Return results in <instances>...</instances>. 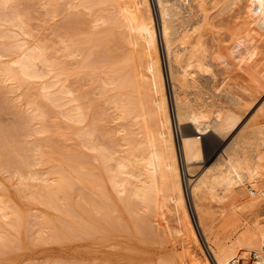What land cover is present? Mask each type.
<instances>
[{"label": "bare ground", "instance_id": "6f19581e", "mask_svg": "<svg viewBox=\"0 0 264 264\" xmlns=\"http://www.w3.org/2000/svg\"><path fill=\"white\" fill-rule=\"evenodd\" d=\"M240 1L242 0H155L161 41L152 0H48L46 2L54 14L67 13L66 18H63L64 27L62 26L66 32L58 36L59 42H57L61 56L56 57L57 61L51 62L46 48L39 45L33 47L27 41L18 40L12 47L9 46L18 55L8 60L5 68L0 71V77L4 81L24 84L33 80H45L52 73H58L54 77V87L58 88L57 91L53 94L49 90L51 86L45 83L42 89L43 95L56 109L59 108V113L66 105L71 106L69 110L67 108V111L65 109L63 113L61 112L68 122L75 126L86 124L85 127L77 130L75 135L80 138L79 141L82 139L83 142L80 144H83L82 147L88 154L80 152L86 157L72 154L71 157L76 158L70 159L74 160V165L64 163L67 168L54 166L53 170L57 167L58 169L54 171L51 169L52 172L45 173H38L32 169L33 166L37 167L43 163V156H38L33 162L34 165L29 160L19 163L23 169L20 168L15 173L21 182L36 181L44 184L43 190L37 194L28 191L31 196L29 199L41 203L40 205L44 204L70 219L65 221L58 218L60 227L53 221H47V218H43L44 220L41 218L43 221L39 224L40 232H36L39 236L42 235L44 238L43 235H47L55 241L69 239L71 236L90 238V235L101 225L100 221L107 224L103 230L109 234L133 233L134 229L130 224L132 221L135 233L153 235L154 224L160 225L158 228L164 227L161 217L169 213L168 204L171 202L181 216L182 231L178 243L183 252L177 251L165 257L147 258L142 264H214L202 247L191 219L185 179L180 166L179 152L181 150L186 173L191 177V179L187 177V188H189L197 225L215 264H242L241 257L247 258L249 254L254 257L253 264H264V223L261 217L256 216L257 212L264 207V102H261L245 121V116L250 114L264 95V65L259 68L256 63L257 70L251 69V72L245 73L247 76H241V79L245 77V81L239 84L237 93L232 94L229 101L221 98L222 96L213 85L216 83L214 75L211 76L214 80L213 82L211 80L213 86L206 82L208 78L204 76L208 70H205L207 64L205 54L208 51L204 47L207 44H202L204 41L201 32L210 20L209 6L221 4L219 10L229 12ZM13 2L15 0H0V8L7 9ZM45 9L50 11L49 8ZM3 24L19 27L24 35H29L24 29L25 22L20 15L13 18L0 15V27ZM196 33L200 34L203 42L196 39L198 35L195 38ZM2 34L4 33H1L0 37L9 36ZM17 37L18 35H15L14 39ZM10 38L13 37L7 39ZM193 38L199 42L194 44ZM111 43H115L114 45L118 47L115 51L120 52L121 49L127 48L128 53L124 55L122 54L124 51L120 53L113 51L110 55ZM160 43L163 45L166 61L175 124L178 128L183 125H187L186 128H188L180 135L179 145L174 131L172 110L168 105L166 94L168 86L162 53L159 50ZM6 49L7 51L2 50L4 53L0 52V59L9 56L7 53L10 54L11 50H8V47ZM118 54L122 55L117 57ZM111 59L116 60L114 67L110 66L113 69L108 67ZM69 63L71 66H78L75 74L79 76L81 70H86L88 74L100 71L98 74L100 87L95 86L93 88L95 91L92 92L98 91V88L101 89L102 93L99 90L97 97H105L110 92L115 93L109 98L106 97L107 100L106 98L101 100H105L106 105L108 103L111 106L107 111H105L106 107V109L101 107L106 114L100 111L97 104V112V108L94 109L95 112L92 111L95 117L92 119L93 116H91L92 120L88 122L90 116L88 107L92 105L85 104L84 100L87 99L82 100L81 94H77V87L80 89V86L74 85L75 88L70 86L75 83L74 80L71 79L73 82L70 83L64 80V77L68 75L66 68L70 65ZM69 78L68 76L66 80ZM66 83L69 85L67 86ZM205 89H208L209 97H206L207 95L204 97ZM90 92L91 90L86 95L93 99L90 101H95L96 93H92L94 97L93 95L91 97ZM190 95L201 96L204 100L199 98L201 103L197 99H190ZM66 99L68 101H65ZM102 103L101 105L104 106ZM110 109L113 110L117 119L130 120L135 130L128 132L126 127L128 129L129 126L125 125L126 122L125 124L119 122L121 126L117 125L121 128L117 129L118 126L115 129L123 135L118 136V139L113 138L114 133L107 132L106 127L100 125L105 123L109 114L112 118L114 117ZM41 113L46 116L45 112ZM211 132H214L219 139L231 136L233 139L225 150L218 154L215 163L213 162V165L194 180L192 177L194 178V174L201 167L200 164L204 162L203 138ZM244 184L252 188L255 196L248 205L243 207V210L246 209L247 212L252 213V221L248 222V226L246 224L245 231L234 241L230 240L228 244L217 243L215 231L208 224V218L212 222L223 218L226 214L224 210L226 205L223 208V204L233 199L237 189ZM81 187L88 189L85 190L88 197L85 192L84 194L82 192L86 198L83 199L80 195L82 202L79 203L77 200L78 203H74L72 192L75 189L79 193L83 190ZM109 188L112 189L113 194ZM76 191H74L75 194H77ZM208 200L212 206L222 205L223 209L219 217H215L206 205ZM12 207L8 206L4 200L1 201L0 219L9 224L11 232L20 234L24 220ZM7 230L0 225V252L17 245L18 237H12L11 232ZM172 234L164 233L162 236L174 238ZM151 237L155 239L158 236ZM152 240L150 238V242ZM241 252H244V255H241ZM124 260L123 264H128L126 259Z\"/></svg>", "mask_w": 264, "mask_h": 264}, {"label": "rangeland", "instance_id": "374dc122", "mask_svg": "<svg viewBox=\"0 0 264 264\" xmlns=\"http://www.w3.org/2000/svg\"><path fill=\"white\" fill-rule=\"evenodd\" d=\"M47 1L48 0H44V1L15 0V2H13L9 6V8L7 9L0 8V15L2 16L13 18L16 15H20L21 17H23L25 22L24 29L29 33V35H24L23 31L19 27H12L11 25L3 24V26L0 27L1 30L0 34L4 33L2 35L8 34L9 36L6 35L5 37H0V52L7 51V49L5 50V48L7 47L8 50H11L12 52L13 50L9 48V46L12 47L14 43H16L18 40L27 41L33 47L39 45L46 48L47 56L49 57L51 62L58 60L59 56H61L62 54L61 52H58L59 50V44L57 43L59 42L58 36H60L62 32L64 33L66 32L64 31L65 29L63 27L65 24L64 19L66 18L67 13L54 14L51 11L50 6L46 5ZM152 1H153L152 2L153 10L154 12H156L155 16H156V21L158 23L157 25L158 33H159L158 36H159V40L161 41L159 21L157 20L158 19L157 8L155 5V0ZM263 5H264V0H242L239 2V4H237L236 7H234L233 10L229 12L226 11L227 12L226 13L225 11L223 12L219 10L221 8V4H212L209 6V12H208V17L210 18V20L208 24L204 25L202 29L203 32H201L202 34L201 37H203L202 39L205 43L200 39V34L198 33L194 34L195 38L198 35L196 39L201 40V42H203L202 43L203 45L207 44L204 45V47H206L205 49L206 51H208L205 54L207 57L206 59L207 68L205 67V70L206 69L208 70L206 71L204 76L206 75L205 77L208 78V81H206L207 80L206 78L204 82L206 81L207 83H210V85H212L211 80L212 82L214 80L211 78V76L214 75L216 83H213V85L216 87L217 91L222 96L220 97L226 99L227 101L230 100L232 94L237 93L239 84H242L245 81V77L241 79L242 75L247 76L246 75L247 72H249L251 69L252 71H255L257 70L258 65L259 68L260 66L262 67L264 65L263 63L264 62V6ZM45 8H49L50 11H47V9ZM220 11L221 13H219ZM50 15L55 17V19L52 18ZM59 26H61L62 29L59 28ZM170 27L171 25L169 24V28ZM160 28H161V23H160ZM58 29L60 31H58ZM107 30H109V27H107ZM171 30L172 29L170 28V32ZM13 35L14 36L18 35V37L15 38L16 40L14 39ZM8 37H13V38H10L8 40L7 39ZM171 39H173V37ZM196 39L193 38L194 42L192 40L194 44H197L199 42ZM220 39H222L221 42H219ZM114 44L115 43L113 44L111 43L112 46L110 50V55L111 52L115 51V48L118 49V47ZM159 48H160L159 49L160 52L162 53V61L165 68L164 73L166 74V79H167L166 85L168 86V91L166 89V94L168 99V105L169 108L171 107L172 118H174V124H175V115L173 109V101L171 97V88L167 75V67H166V61H165L162 43H160ZM118 51L116 50L115 52L120 53L121 51H124L122 54L126 55L129 49L126 48L123 50L121 49L120 52ZM11 52L10 54L5 52L10 57L7 56L8 58L4 57L0 59V71L5 68V66L8 63V60L11 57H16L18 55L15 51H13L12 53ZM100 52L102 51L100 50ZM115 52L114 55H116ZM57 53L59 54L58 56ZM122 54H118L117 57H119V55L121 56ZM56 57L58 58L56 59ZM68 62L71 61L68 60ZM256 63H258L257 67H256ZM115 64H116V60L114 61V59L113 60L111 59V61H109L108 67L110 69H113L114 67L113 65ZM74 66H71V64L67 65L66 71L68 75L64 77V80L67 81V83L73 82L72 80H74L76 84L72 83V85H70L73 88H75V86L76 87L80 86V89L79 87H77L78 89L77 94L79 93L81 94V97H83L82 100L84 98L87 99L84 100L85 104L87 103L88 105L89 104L92 105L88 107L90 113L88 122H91V120L95 117V113L93 116L92 111L98 107L97 104H99L100 111L103 112L101 107L104 108L106 107L107 109L105 108L106 109L105 111L109 110L111 106L108 103L106 105L105 100L104 101L101 100H103V98L105 99L106 97L109 98L110 96H113L115 93L110 92L105 97L104 96L101 97L99 96L100 98L97 97L98 96L97 92H100L101 89L98 88L97 89L98 91L94 93L92 91H95V89H93L95 88V86L96 88L100 87L98 83L100 82L98 75L100 71L88 74L86 70H81L79 76L75 74V72L78 71V66L77 65ZM41 69L44 70V68ZM57 74L58 73H52L45 80H33L30 82H26L24 84L18 82L4 81L0 77V148L2 147L1 148L2 150L0 151L1 152L0 202L1 201L3 202L4 200V202H6L8 206L9 205L13 206L12 208L16 209L24 220L22 229L19 234L17 232L15 233L14 231L11 232L9 224L0 219V225L3 226V228L5 227L6 229H8L7 231L11 232L10 234H12L11 235L12 237L13 236L18 237L17 240L18 246L17 245H15V247L12 246L7 251L0 252V264H123V262L125 261L124 259H126L128 264L131 263L142 264L143 261L147 258H159V257H165L166 255L168 256L169 254L172 253H177V251H179L178 253L183 252L180 243H178L179 240L181 239L180 235L182 231L181 216L180 213L175 210V207H173L174 203L172 206L171 202H169L168 204L169 213L167 212L163 214L161 217L164 227L163 228L160 227L161 228L160 229L158 228L160 226L158 224H157L158 226L156 224H154L153 226V230H152L153 235L152 234L150 235L154 237L158 236L155 239L152 238L150 235H141L139 233H135L134 232L135 226L134 224H132V221H130V224L132 229H134V231L133 233L132 232L128 233V235L127 233L124 234V232H114L110 234L106 233L103 229L106 228L107 224L102 221H100L101 225L98 226L99 228H97V231H95L90 235V238L88 236L87 237L71 236L69 239H63V240L59 239L60 241L56 239L55 241L53 238L51 239L47 235H43L44 238H42V235L39 236V233H36V232H40L38 231L40 230V226H39L40 221H43L46 218L47 221H53L56 224H58V226L60 227L61 225H59L58 218H60V220L62 219L65 221H69L70 219L64 217L60 213L54 211L53 209L47 207L44 204H42L43 205L42 206L40 205L41 203L39 202L36 203V201H32V199L31 200L29 199L30 194H28V191L32 193L35 192L34 194H37L39 191L41 192L43 190L44 184L36 181L21 182L18 178L19 176L15 173L16 170L21 168L20 165L21 162H23L24 160H29L30 163H33L38 156H43L44 161L48 159L51 163H48L49 161L46 162L43 161V163L40 166L37 165L36 167L35 165V167L33 166L32 169L34 171H37L38 173H45L47 171L52 172L54 166H58V167L62 166L64 168H67V165L64 163H71L72 165H74L73 163L74 160L73 161L70 160L71 158L72 159L75 158V157H71L72 154H74L73 156H77V155L79 156V154L82 156L84 152L88 154V152L82 147L83 144L82 145L80 144V142H83L81 141L82 139L79 141L80 138H78L75 135V132L77 130L82 129V127H85L86 124L82 126H75L71 124L70 121L68 122V119H64L65 117L62 113L65 109H66L65 111H67V108L69 110V107L71 108V106L66 105L65 108L63 107L64 109L61 108L62 110L60 111L62 113L61 112L59 113V108L56 109V107H54L51 103H49L43 95L42 89L45 83L51 86V88L49 89L50 92L54 94L57 91L58 88L54 87V77ZM75 75L79 77L77 78ZM93 75L96 77L94 78ZM68 76L70 78L66 80ZM92 76L94 81H92L93 80L91 78ZM68 85L69 84H67V86ZM90 90H91L90 92L91 97L93 94L96 93L95 95L96 97H94L93 95V97L96 98L94 99L95 101H90V99L91 100L93 99L87 96L88 95L87 93ZM205 91L206 94L204 93V97L205 95H207L206 97H209L210 94L207 93L208 89L207 90L205 89ZM193 95H190L189 98L197 99V100L201 98L202 100L201 96L199 97L195 95L196 96L195 97ZM262 98H264V95L262 96ZM262 98L257 102L255 108L252 109L250 114H247L245 116V121H247V119L255 111L257 106L260 105L261 102L262 103L264 102V99ZM201 100L198 101L202 103L204 99L202 101ZM65 101H68V99H66ZM101 103L104 104V106H102ZM97 110L98 108L96 109V112ZM41 112H45L46 116L44 113ZM110 113L114 116L113 110H111ZM60 114L62 116H60ZM91 116H93L92 119ZM104 122L105 123H102L100 125L105 126L106 128L105 127L104 128L107 132L109 133L112 132V134L114 133L115 137L114 134L113 136L111 134L110 135L116 139H118L123 135L121 133L119 134L118 131L115 129L120 125L119 122H123L124 124L126 122L125 125L129 126L128 129L126 127V130L128 132H132L135 130V128L132 127V123L130 122V120L129 121L119 120L115 116L112 118L110 114L109 116H107V120ZM124 124L122 125L124 126ZM120 126L117 129H120L121 128ZM186 127L187 125H183L182 127L178 128V126L175 124L174 131L176 138L178 140V145H179L180 135L185 133L186 130L188 129ZM108 128L109 129L114 128V129H111L110 131ZM232 139L233 136L227 137L226 139H219V137H217V135H215L214 132L205 135L203 138L204 162L200 164L201 167H199L197 172L194 174L195 175L194 178L192 177V179L194 180L198 179L204 173V171L207 170L208 167L213 165V162L215 163V160L221 154V151L223 152V150H225L226 146L229 144L230 140ZM179 153L181 158L180 166L182 170L183 179H185L184 184L187 190L186 193L188 194V195L186 194V198L188 202V208L190 210L191 219L198 233L202 247L206 251L207 255L210 257L212 262L215 264L213 256L211 255L208 249V245L205 243L203 236L197 225V220L195 217V213L193 211L191 197L189 195V188H187L188 187L187 177L190 179L191 177H189L186 173V167L182 161L183 159H182L181 150ZM58 161L63 162V164ZM34 164L35 163H33V165ZM58 167L56 169L54 168V170H57ZM77 189H79L78 186ZM83 190L79 191L78 193V190L76 191L74 189V191H76L77 193L75 194V192L73 191L71 195L73 202L75 201L74 203L76 202L78 203V201L79 203L82 202L81 200L82 197L80 198V195L83 196V199L86 198V197L84 198L83 194L85 190L87 191L88 189H83ZM109 190L113 194L112 189L109 188ZM85 194L88 197V194L86 192ZM254 198L255 196L252 192V188L244 184L237 189L234 198L229 200V202L227 201L228 203L226 202L225 204H223V206L216 204L215 206L214 205L212 206V203H209L210 202L209 200L206 201V205L211 209L215 217H219L221 210L226 205L225 206L226 208H224V210H226V214L223 216V218H220L215 222H212V220L208 218L209 220L208 224H210V226H212L213 230L215 231V239L217 243L222 242L228 244L230 243V240L234 241L239 237V235L242 232L245 231L246 224L248 226V222L252 221L253 216L251 215L252 213L247 212L246 209L243 210V207L248 205L250 201L253 200ZM260 211L257 212L256 216H258L259 218L261 217L260 219L261 221L263 220L262 223H264V207ZM38 217L40 218L38 219ZM41 218L44 219L42 220ZM97 220L99 221L98 218ZM155 225L157 227L156 229H155ZM96 232L97 235L95 236ZM162 233L169 235L170 233L171 234L173 233L172 236L174 238H171V236L169 237L171 238L170 241L172 243L169 241L168 237H165L166 235H164L163 238ZM160 236L162 238H160ZM150 238L151 240L153 239L151 242H150ZM157 238H159L160 240ZM161 239H163L162 241L163 243L161 242ZM145 241L146 243H144ZM241 255H244V252H241ZM253 258L254 257L251 254H249L247 258L242 256L241 257L242 264H253L254 262Z\"/></svg>", "mask_w": 264, "mask_h": 264}]
</instances>
